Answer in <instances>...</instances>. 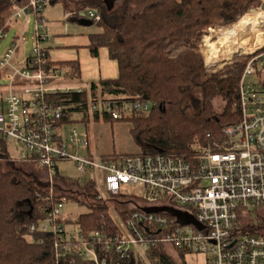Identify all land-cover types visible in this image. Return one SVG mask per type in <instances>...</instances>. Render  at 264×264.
<instances>
[{"label": "built area", "instance_id": "2783aa9c", "mask_svg": "<svg viewBox=\"0 0 264 264\" xmlns=\"http://www.w3.org/2000/svg\"><path fill=\"white\" fill-rule=\"evenodd\" d=\"M51 4L50 0H27L11 12L0 31L1 44L12 24L35 20L31 56L17 62L19 47L27 40L23 33L0 56V144L13 147L15 155L10 160L36 165L52 178L59 163H73L79 174L76 182H93L97 201H111L127 213L120 232L84 235L75 228L66 230L61 202L27 232L54 236L57 256L93 264H146V255L154 248L177 258L181 252L203 255L207 264H264V234L247 233L243 224L250 209L264 206V89L258 87L264 85V53L250 55L244 67L238 122L226 127L222 137L200 149L193 160L139 153L104 161L90 155L88 135L77 131L80 115L72 113L77 123L60 124L66 106L56 104L54 98L84 88L61 84L68 80L64 67L44 70L50 60L44 12ZM84 18L94 24L100 21L91 10ZM88 106L91 113L106 114L115 121L151 110V104L142 101L99 100ZM65 127H70L66 134ZM130 186L138 187L141 194L130 196L124 191ZM146 209L165 211L147 213ZM188 218L195 224H184Z\"/></svg>", "mask_w": 264, "mask_h": 264}, {"label": "trees", "instance_id": "16d2710c", "mask_svg": "<svg viewBox=\"0 0 264 264\" xmlns=\"http://www.w3.org/2000/svg\"><path fill=\"white\" fill-rule=\"evenodd\" d=\"M26 2L0 0V31L11 12ZM88 3L85 12L65 7L64 13L73 24L83 22L101 28L100 33L88 35V49L94 58L106 49L110 60L118 66V77L92 83L80 93L56 96L54 102L66 106L61 125L77 123L72 120V113L80 115L85 124L91 120L129 122L140 154H172L190 161L200 149L220 139L226 127L238 122L239 83L249 58H238L219 70L207 72L204 46L201 48L210 29L227 30L238 24L252 10L263 7L261 0H123L113 11L102 1ZM89 10L99 15L97 24L84 18ZM52 66L67 67V79L80 80L76 61H49L44 70ZM195 90L199 97L193 95ZM218 97L225 102L221 114L214 112L213 102ZM99 100L142 101L150 103L151 110L134 112L115 121L106 114L90 112L88 104ZM119 157L113 154L103 156L102 160L114 161ZM16 163L10 160L7 147L0 144V264H93L77 257L57 256L54 236L29 233L27 228L43 221L54 205L71 199L89 209L72 223L80 234H112L120 232L112 212L118 211L125 221L126 208L117 204L110 208L108 201H97L93 182L80 185L62 177L58 170L53 177L67 190L55 185L53 194V186L23 169L32 164ZM72 187L77 192H72ZM67 223L64 220L66 226ZM259 225V229H264V220ZM246 232L261 234L257 229ZM178 255L183 259L186 254ZM146 256L148 264H179L161 248L148 251Z\"/></svg>", "mask_w": 264, "mask_h": 264}, {"label": "rangeland", "instance_id": "374dc122", "mask_svg": "<svg viewBox=\"0 0 264 264\" xmlns=\"http://www.w3.org/2000/svg\"><path fill=\"white\" fill-rule=\"evenodd\" d=\"M51 1V0H50ZM90 1H102L104 4L109 3V10L113 11L117 9L123 2V0H64L63 3H56L51 4L48 6L44 12V19L47 20V34L49 36L48 43L55 42V39L57 38H68L75 37L78 35H82L84 37H87L91 33H100L101 28H98V26H84V25H76L69 21V17L65 15L64 8L68 7L69 9L75 10L77 8L83 9L85 12L86 9H88V2ZM264 4V0H261ZM264 11L263 7H260L258 9L252 10L249 14H247L245 17L252 14V12H258L262 13ZM83 12V13H84ZM244 18V17H243ZM30 22L28 25H25V22L22 21L19 24H12V26L9 28L8 31L4 32V40H2L0 44V56L4 54V52L10 47V45L13 43V40L18 36L22 35V33L26 36L27 40L21 44V47H19V51L17 54V62L22 63L26 58L31 56V53L33 51V46L35 42V20L33 17L29 18ZM240 22V21H239ZM235 25L231 26L230 30ZM226 30H219V29H210L208 31L207 36L204 38L202 43V48L204 46L203 51L205 52V68L207 72H213L216 70L221 69L227 64H232V62L235 59L238 58H249L250 55H253L255 53H264V46H257V47H251L249 49H246L244 53L236 56L235 58L231 60H226L223 62L218 63L214 66H207L206 65V59L208 57V52L206 51V42L216 44L218 43V40L220 39L223 32ZM69 35V36H68ZM66 36V37H65ZM47 45V43H46ZM207 56V57H206ZM255 81L254 79H252ZM258 79L256 78V82ZM61 84L64 85V87H84V89H88L86 87V84L82 83L81 81L77 80H64ZM258 87L260 89H264V85L259 84ZM195 97H199V91L195 90L193 93ZM214 105V112L215 114H221L225 107V102L222 100L221 97H218L214 99L213 102ZM77 121V120H76ZM77 131L80 133H86L89 137L90 141V151L95 154H104L106 156H109V154L113 155V153H117L118 155H129L133 153L140 152V148L137 146L136 143H134V139L131 136V124L129 122L125 121H119L115 123H105L103 121L96 123L94 121H90L88 124L85 123H79L78 125H75ZM70 127H65L63 129V133H68V129ZM10 155L14 156V150L13 147L7 148ZM83 152V151H82ZM85 152V151H84ZM83 152V153H84ZM12 161V160H11ZM14 162V161H13ZM16 164H19L18 162ZM23 169L26 171V173L31 177H36L40 182L44 184H50L52 188V193L56 194L55 185L61 187L62 190H67L64 188V186L58 182L55 181L54 177H50L48 174V171L40 168L36 165H27L23 167ZM57 170L59 174L71 181H75L79 178V174L77 173L76 167L71 162H61L57 165ZM102 176H99V179ZM52 182V183H51ZM102 182V181H101ZM72 192H77L76 188H73ZM125 192H127L130 196H138L141 194V190L138 187L130 186L124 189ZM82 199V198H80ZM107 206L110 208H115V204H113L111 201L106 202ZM119 207V206H118ZM123 209V208H121ZM89 212V209L86 205L79 204L75 200L68 199L65 201L63 209H62V217L64 220H66L67 226L66 230L72 231L74 230V221L80 217L83 214H86ZM113 217L115 218L116 222L119 225H124V218L119 214L118 211L112 212ZM245 219V220H244ZM244 226L248 228V230H256L258 233L264 234V229H259L258 226H260L261 219L264 220V206L258 209H250V215L247 217H244ZM170 257L175 260L179 264H207L206 257L203 255H185L183 259L177 258L174 253H169ZM146 264H148V261H145Z\"/></svg>", "mask_w": 264, "mask_h": 264}, {"label": "crops", "instance_id": "0c3cea01", "mask_svg": "<svg viewBox=\"0 0 264 264\" xmlns=\"http://www.w3.org/2000/svg\"><path fill=\"white\" fill-rule=\"evenodd\" d=\"M88 46H89L88 36L84 37L82 35H78L71 38L70 36L68 38H63V39L57 38L53 43L47 42V45L45 47H47L48 50L49 59H50L49 61L52 62L53 64H62L66 62L76 61L80 67L79 81L86 84V87L100 80L116 79L118 77V73H117L118 66L114 61L110 60L108 51L106 49H101L99 52V56L97 58H94L91 55ZM64 68L69 72L70 70L69 68L67 67ZM80 88H84V87H80ZM89 153L90 155H93L95 157L106 156L104 154L94 155V153L90 151V147H89ZM139 153L140 152L133 153L132 155ZM113 154L118 155L117 153H113ZM118 156H125V155H118Z\"/></svg>", "mask_w": 264, "mask_h": 264}, {"label": "bare ground", "instance_id": "6f19581e", "mask_svg": "<svg viewBox=\"0 0 264 264\" xmlns=\"http://www.w3.org/2000/svg\"><path fill=\"white\" fill-rule=\"evenodd\" d=\"M257 46H264V11L252 12L242 18L232 29L223 32L218 43L206 42V65L209 67L231 60L246 49Z\"/></svg>", "mask_w": 264, "mask_h": 264}, {"label": "water", "instance_id": "95a60500", "mask_svg": "<svg viewBox=\"0 0 264 264\" xmlns=\"http://www.w3.org/2000/svg\"><path fill=\"white\" fill-rule=\"evenodd\" d=\"M108 8H109V3L107 4ZM263 9H264V4H263ZM81 25H84L83 22H80ZM91 24V23H90ZM84 26H87V25H84ZM90 26V25H88ZM147 213H162L164 212L165 210L164 209H155V210H145ZM172 213L173 215H177V216H180L182 217L181 215H179L178 213H175V212H170ZM184 224H195V221L192 219V218H188L187 220H184L183 222Z\"/></svg>", "mask_w": 264, "mask_h": 264}]
</instances>
